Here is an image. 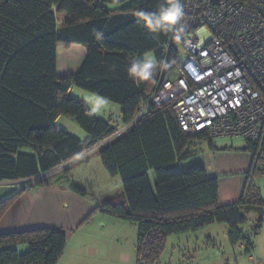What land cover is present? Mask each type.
I'll use <instances>...</instances> for the list:
<instances>
[{
	"label": "trees",
	"instance_id": "trees-1",
	"mask_svg": "<svg viewBox=\"0 0 264 264\" xmlns=\"http://www.w3.org/2000/svg\"><path fill=\"white\" fill-rule=\"evenodd\" d=\"M164 2L0 0V182L42 176L101 145L100 161L108 175L121 179L122 193L100 202L80 226L98 213L135 223L136 264H158L169 236L196 233L215 223L227 225L231 246L245 247L250 254L252 243L240 227L248 212L264 213V200L249 181L250 174L239 200L220 206L218 180L202 166L185 171L167 167L188 157L194 140L211 146L206 134L186 135L167 105L151 108L134 121L155 84L127 77L133 56L151 53L166 70L181 58V43L172 34L148 33L135 15L138 10L156 12ZM56 13L67 16L59 28ZM97 33L102 36L97 38ZM72 45L84 47L85 56L75 72L58 76L57 50ZM70 87L118 104L127 130L104 144L117 129L95 116L84 101L71 97ZM58 116L71 118L86 138L59 128ZM260 148L264 151V134L242 150L253 155L254 163ZM46 185L40 178L31 187ZM70 190L86 194L74 185ZM22 192L0 202V217ZM260 227L261 220L255 233ZM67 238L66 230L51 227L0 233V264H56ZM18 245L27 246V251L19 253Z\"/></svg>",
	"mask_w": 264,
	"mask_h": 264
},
{
	"label": "built area",
	"instance_id": "built-area-1",
	"mask_svg": "<svg viewBox=\"0 0 264 264\" xmlns=\"http://www.w3.org/2000/svg\"><path fill=\"white\" fill-rule=\"evenodd\" d=\"M183 3L192 46L181 43L185 57L170 70L162 68L134 121L151 108L167 105L186 135L260 142L264 134V0ZM200 28L208 32L203 40L194 35ZM40 178L45 174L34 179ZM250 261L264 264L253 257Z\"/></svg>",
	"mask_w": 264,
	"mask_h": 264
},
{
	"label": "rangeland",
	"instance_id": "rangeland-1",
	"mask_svg": "<svg viewBox=\"0 0 264 264\" xmlns=\"http://www.w3.org/2000/svg\"><path fill=\"white\" fill-rule=\"evenodd\" d=\"M66 18V14H55L58 28ZM75 48L77 47L71 46L70 49L60 47L58 50L60 59L63 54L69 55L72 51H75L76 54L78 51ZM179 50L181 57H185L183 50L181 48ZM78 55L75 56L76 61L70 63L67 69L68 73L77 70V65L81 58ZM147 56H150L154 60L151 53L147 54ZM161 72L162 68L157 65L155 77L158 78ZM169 77L173 78L175 75L173 74ZM74 92L75 94L80 92L83 95L79 99H82L89 106L95 116L110 121L111 125L116 129L122 127L121 108L118 104L108 101L105 105H96V111H93L92 109L95 104L94 95L77 88ZM65 122H68V124H65ZM58 127L66 129L68 133L78 139H83L84 137V132L69 117H63ZM224 140L226 145H232L234 149H241L246 146V141L242 138ZM196 151V155L200 156V150L197 148ZM192 160L183 163V165L187 166ZM73 163L74 165H72L70 170L59 174L55 173L51 177H48L49 184L56 187L59 185L61 187H65L66 185H69V187L73 185L80 187L85 191L88 200L97 201L98 203L121 195V179L118 176L112 177L108 175L96 150H91L82 159L69 162L70 165ZM249 174V181L259 189L260 196L264 200V151L261 148L257 152ZM58 177H61V182H54ZM149 179L153 184V172H149ZM31 182L34 183L36 180L27 181L26 184L30 186ZM36 188L38 189L39 187ZM102 218H107L109 223L104 225L101 221ZM260 220L261 227L255 233L254 228ZM240 228L243 235L249 237L252 243L250 254L245 252V247H241L240 245L231 246L228 241L227 225L215 223L199 230L201 232L199 234L188 233L169 236L158 264H253L249 260L250 256L257 262H263L264 213L248 212L246 214V221ZM79 230L85 234V243L79 246L80 242H76L73 237L70 238L67 242L66 253H64L63 258L58 264H69L71 262L73 264H136L137 226L135 223L114 217H105L98 213L81 225ZM102 231L105 232L103 233Z\"/></svg>",
	"mask_w": 264,
	"mask_h": 264
},
{
	"label": "crops",
	"instance_id": "crops-1",
	"mask_svg": "<svg viewBox=\"0 0 264 264\" xmlns=\"http://www.w3.org/2000/svg\"><path fill=\"white\" fill-rule=\"evenodd\" d=\"M72 46H76L77 48L75 49L78 52L75 54V51H72L69 55L63 54L61 59L59 57L60 53L58 52L59 48L57 50L58 76L69 74L67 69L69 68L70 63L76 61V55L79 54L78 56H81L77 65L78 67L85 56L84 47L80 45ZM146 56L147 55L144 57ZM156 78L157 77H155V79ZM75 89V87H70L68 94L73 98L82 100L79 98L83 95L80 92L75 94ZM63 117L64 116H58L56 118L55 124L57 126L62 121ZM65 124H68V122H65ZM128 127L129 126L122 125L120 129H117V133L114 136L104 141V144L123 134ZM85 138L86 134L84 133L83 139H79L84 140ZM224 141V139L213 140L210 146L206 141L194 140L189 144L190 154L188 157L180 161L177 160L167 166L172 169H180L184 171L194 165L202 166L209 177H216L218 180V204L220 206L229 205L239 200L246 183L247 175L253 164V155L251 153L243 151V148L234 149L232 145L228 146ZM197 148L200 150V156H197L195 153L197 152ZM77 159L82 158L78 156L74 160L77 161ZM191 160L192 162L187 166L183 165V163ZM72 165H74V163L71 165L69 163L62 164L58 168L46 173L45 179L47 185L39 187L38 189L26 184L27 181H30L35 177L0 182V202L23 190V192L15 197L3 210V214L0 217V233L18 232L40 227L62 228L66 229L68 232L67 242L73 237L76 242H80L79 246H82L86 239H84L85 234L79 230L81 228L80 223L100 202L98 203L97 201L88 200L86 195L84 197L77 196L70 190L69 185H66L65 187L59 185L56 187L48 182V177H51L52 174L66 172L70 170ZM60 178L61 177L56 178V181L54 182H61ZM103 216L107 217L108 215ZM101 221L104 225L109 223L107 218H102ZM199 233L201 232L199 231L194 234ZM15 249L19 253H24L27 251V246L18 245ZM66 249L67 243L62 256L56 264L61 261L64 253H66ZM69 264H73V262Z\"/></svg>",
	"mask_w": 264,
	"mask_h": 264
},
{
	"label": "clouds",
	"instance_id": "clouds-1",
	"mask_svg": "<svg viewBox=\"0 0 264 264\" xmlns=\"http://www.w3.org/2000/svg\"><path fill=\"white\" fill-rule=\"evenodd\" d=\"M137 20L145 30L150 34H173L172 38L177 43H182L185 47L192 46V38L186 35L187 25L185 23V10L183 0H165L161 8L156 12H146L138 10L135 13ZM200 40L207 37L208 32L205 28L198 29L195 34ZM102 33H97L100 38ZM157 64L150 57L137 58L133 56L131 62L126 68V75L133 82L141 83L150 81L153 85L156 83ZM95 104L93 111H96V105H105L108 98L99 93L93 94Z\"/></svg>",
	"mask_w": 264,
	"mask_h": 264
}]
</instances>
